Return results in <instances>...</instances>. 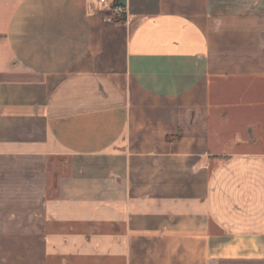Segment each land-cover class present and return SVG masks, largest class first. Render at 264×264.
Instances as JSON below:
<instances>
[{
  "label": "crops",
  "instance_id": "crops-1",
  "mask_svg": "<svg viewBox=\"0 0 264 264\" xmlns=\"http://www.w3.org/2000/svg\"><path fill=\"white\" fill-rule=\"evenodd\" d=\"M0 264H264V0H0Z\"/></svg>",
  "mask_w": 264,
  "mask_h": 264
},
{
  "label": "built area",
  "instance_id": "built-area-1",
  "mask_svg": "<svg viewBox=\"0 0 264 264\" xmlns=\"http://www.w3.org/2000/svg\"><path fill=\"white\" fill-rule=\"evenodd\" d=\"M115 14L119 15L123 12H125V10L121 7V6H116L115 8H113L112 10Z\"/></svg>",
  "mask_w": 264,
  "mask_h": 264
}]
</instances>
